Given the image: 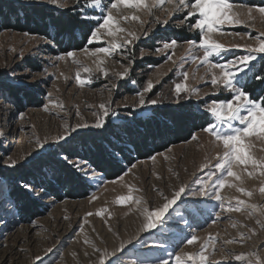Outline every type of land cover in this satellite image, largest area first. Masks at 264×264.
<instances>
[{"label": "rangeland", "instance_id": "374dc122", "mask_svg": "<svg viewBox=\"0 0 264 264\" xmlns=\"http://www.w3.org/2000/svg\"><path fill=\"white\" fill-rule=\"evenodd\" d=\"M110 2L111 0H102L104 7H107ZM235 2L253 8L264 6V0H235ZM83 5L84 0H80V5H77L75 0H67V7L60 9L48 4L46 0H40V2L37 0H0V7L4 6L6 12L11 11V7L27 9V14L34 20L37 19L35 9L45 12L75 13L84 19L81 15ZM163 7L170 6L164 5ZM86 11L90 16L102 15L100 9L88 8ZM113 11L115 13L116 10ZM153 13L161 20L167 18V13L163 11V8L153 9ZM120 14L138 15L145 22L142 28L137 21H121L122 27L142 37L129 46L135 54V63L126 79H118L115 76L116 72L123 71L120 63L127 65V61L122 60L120 55L114 54L111 58L102 55L99 57L105 60L103 67L109 72V77L106 79L95 70L94 61L98 58L90 57L81 51L86 47L94 49L101 46L100 44L88 45L86 39L83 48L69 50L76 51V58L81 64L93 69L92 73H84L71 60L56 61L55 57L65 52L60 51L53 41L42 35L32 33L25 35L26 32L8 28L0 30V160L7 159L8 156L21 160L15 168L0 164V170L15 169L20 172L23 168L33 165L34 161L47 155L54 145H65L78 134L103 130L109 125L112 117L102 129L91 127L78 129L68 137L67 142H55L56 137L64 134L68 126H74L77 123L93 124L96 117L92 113L99 111V105L107 104L109 100H111L112 108L118 113L115 116V123L130 124L133 120L130 114L140 112L145 108L151 109V107L163 110L189 108L192 112L207 113L209 121L214 122L215 118L205 110V106L214 100L230 98V93L221 90L219 95H214L216 90L210 84V74L206 67L203 65L198 67L197 64H192L190 60H187V44L184 42L189 39L198 40L199 37L196 31L188 30L187 24L177 27L173 23L182 18L184 14L174 15L167 26L152 24L153 16H149L144 11L137 12L135 9L121 7ZM254 15L256 18L248 21L247 24L222 27L223 32L238 35H220L219 33L214 35L217 42L230 49L229 52L222 54L223 58L232 59L243 53V49L232 47L235 44L255 46L251 37L264 32V18H261L259 14ZM84 20L92 24V28L100 22L93 19ZM149 26L153 30L147 38H144L143 30ZM172 38L180 42L177 47L162 53L155 52L156 48L162 47L163 41ZM13 49L15 51H12ZM141 49L144 50L143 57L140 56ZM167 55H173L175 63L168 61ZM260 56H264V53L259 54L257 59L251 62L250 70L246 69L245 72L239 74V84L246 90L245 86L259 66ZM217 59L221 58L213 57V60ZM53 63H56L57 67H53ZM150 65L154 67H149ZM45 67L47 73L42 71ZM77 71L81 72L83 78L90 77L91 83L84 87L77 85L75 80ZM184 71L189 73L186 82L188 87L199 90V94L192 95L191 99L182 98L179 103H176L174 102L176 98L174 86L175 83L183 82L182 72ZM13 72L16 73L15 82L11 76ZM33 72L37 75L26 80L27 86L18 84ZM65 77L68 79L65 80ZM157 78L160 79L158 84L155 83ZM149 79L153 80L155 86L150 93L146 94V100L159 96L162 102L142 108L136 107L138 104L136 93L142 90ZM133 80L136 81L135 84L131 83ZM112 84H116V88H112ZM49 91L53 93V100L64 105L63 109H54L49 105L50 110L44 111V106L48 105L47 93ZM29 94L33 97L31 98ZM89 105L92 107L90 108ZM77 109L79 116L76 115ZM21 115L23 119L20 118ZM180 122L179 119L176 128L172 124L163 126L162 141L156 140L157 143L153 147L145 146L140 156L136 157L130 153L132 154L130 164L123 163L120 156L112 152L110 148H104L111 160L115 161L118 158V162L123 165L122 172L115 176H104L85 159L68 157L73 163L86 161L87 165L82 166L94 169L98 176L103 177V180L84 176L73 167V163L62 159L65 155L59 153L57 158L70 166L76 175L81 176L89 188L86 194L79 191L73 196L60 200L49 194L48 198L37 200L41 203L38 205L42 207L32 216L20 217L18 212L13 216L4 210V203L8 201L6 185L9 181L0 176V186H2L0 190V264H97L98 254L93 250L92 245L111 252L119 247L121 241H127L136 236H139L138 240L133 239V244L128 245L124 252L117 253V257H120L117 264H128V261L138 257L153 260L165 256V250L197 254L201 245L207 242L210 236L215 237L216 248L215 251L212 248L208 249V253H212L209 255L208 264H242V262L235 261L236 255L247 256L250 252L264 250V227L256 224L257 219L264 218L258 214L248 217L246 212H221L218 202L193 196L190 191L186 192L177 205L170 210L165 223L151 232L140 231L143 217L134 203L125 202L124 205L115 203L120 196H126L131 188L134 197L146 201L150 208H156L164 202L160 196L161 192L166 196H171L181 184L189 186L190 189H196L199 184L193 181H196L198 177L203 179L209 168L215 170L214 166L217 162L215 157L218 152L222 155V149L216 148L211 142L212 138L202 131V128L208 126L210 122L204 127L194 125L191 129L187 123L188 133L175 136L176 131L182 128ZM233 123L239 126L238 122ZM166 129L169 131L166 132ZM114 132L120 135L117 130ZM193 134L198 137L195 141L191 139ZM113 137H109V141H112L115 147H119L121 144L112 140ZM37 139L41 141L47 139L49 144L44 149H38L35 143ZM249 139L253 145L251 151L254 156L257 159H264V141L257 137ZM146 143L151 144V137ZM169 148H171L170 152ZM79 153L86 156L84 152ZM153 155L156 156L155 160L151 159ZM205 162L209 164V168L201 172L200 166ZM133 164L136 167L131 169L122 181L119 180L118 178ZM234 171L241 174L242 180L236 181L229 178V182L247 191H252L253 196L245 197L237 192L235 187L225 186L220 190L221 195L225 197V203L227 204L230 200L234 204L235 199L239 198L250 204L264 206V195L259 193L261 179L264 178L259 177V171L253 177H249L247 172L243 171V166L235 168ZM113 180L117 182L109 183ZM93 197L96 199L93 200ZM101 209H107V211L99 216L96 215ZM214 212H220V219L215 224H210V221L214 219L212 215ZM87 213H92V215L88 216ZM185 220L188 221L187 224ZM250 229H254L256 235H252ZM240 233H245L250 238L241 242ZM192 234L198 236V242L187 245L184 241ZM229 239L236 242L226 244L225 241ZM49 248L52 249L51 252L47 251ZM226 254H231L228 260L224 259ZM261 254L264 255V251ZM37 256L42 259L36 260Z\"/></svg>", "mask_w": 264, "mask_h": 264}, {"label": "snow or ice", "instance_id": "6c2138e0", "mask_svg": "<svg viewBox=\"0 0 264 264\" xmlns=\"http://www.w3.org/2000/svg\"><path fill=\"white\" fill-rule=\"evenodd\" d=\"M37 2H40V0H37ZM46 2L60 9L67 7V0H46ZM75 3L80 5V0H75ZM164 5H169L170 7L164 8ZM121 7L135 9L137 12L144 11L149 16H153V20L151 21L152 24L160 26H167L174 15L183 13V17L173 21V23H175L177 27L187 24L188 30L196 31L199 37L198 40L189 39L184 42L187 44V60H190L192 64H197L198 67L200 65L206 67L208 74H210V84L213 89L216 90L213 93L214 95H219L220 91L223 90L230 93V98L214 100L208 102L205 106V110L214 117L215 120L208 126L202 128V131L212 138L211 142L216 148L222 149V155L219 152L216 154L215 158L217 162L214 166L215 170L209 168L207 162L200 166L201 172L206 168H209V171L203 179L198 177L196 181H193V183L198 182V188L190 189L189 186L181 184L178 189L172 192L171 196H166L161 192L160 196L164 202L156 208H150L147 206L146 201L134 197L132 194L133 190L129 188L128 194L117 198L115 203L117 205H124L125 202H132L138 207L143 217L142 226L140 228L142 232H151L161 227L165 223L166 216L169 214L170 210L173 209L174 206L177 205V202L182 199L183 195L189 191L193 196L204 197L218 202L221 212H246L248 217L258 214L261 218H264V206L250 204L239 198L235 199L234 204L230 200L226 204L225 197L221 195L220 191L225 188V186L230 188L235 187L236 191L243 196L248 198L253 196L252 191H247L243 187L233 185L229 182V178H233V180L236 181L242 180L241 174L234 171L235 168L240 166H243V171H246L249 177L255 176L257 171H259V177L264 178V159H257L254 156L251 151L253 145L249 139L251 137H257L264 141V96L254 100L251 98L250 93L239 84V74L245 72L246 69L250 70L251 62L256 60L259 54L264 53V32H260L258 35L251 37L255 42V46L233 45V48L243 49V53L232 59L223 58L222 54L229 52L230 49L214 39V35L217 33L220 35H238L237 33L223 32L222 27L224 25L237 26L247 24L248 21L256 18L254 14H259L261 18H264V6L253 8L241 3H236L235 0H111L109 5L104 7L102 0H84V5L81 7L82 17L84 19L100 21L90 30L87 44L92 45L95 43L101 46L95 47L94 49L86 47L81 51L90 57L98 58L94 61V63H96L95 70L101 73L106 79L109 77V72L103 67L105 60L99 57L102 55L103 57L111 58L114 54L120 55L122 60L127 61V65L120 63V67L123 68V71L116 72L115 76L118 79H126L129 77L131 67L135 63V54L129 46L142 38L141 35L136 32L122 27L121 21H137L142 28L145 22L141 20L138 15H121ZM88 8L100 9L102 15L99 17L95 15L90 16L86 11ZM160 8H163V11L167 13V18L163 20L155 17L153 13V9ZM245 9L246 11H244ZM113 10H116L115 13ZM152 30L151 26L144 28L143 37L147 38ZM25 35L28 34L25 33ZM241 39H243V36H241ZM179 43L180 42L175 38L165 40L162 43V47L156 48L155 52H166V50L177 47ZM12 51H15V49ZM143 55L144 50L141 49L140 56L143 57ZM173 55H167L166 59L175 63V61H173ZM76 57V51H66L64 54L57 55L55 60L60 62L71 60V62L77 65L84 73L93 72L92 68L81 64ZM213 57H220L221 59L213 60ZM260 58L264 59V56H260ZM116 62L119 63L118 61ZM52 66L57 67V64L53 63ZM149 67L154 66L150 65ZM42 71L47 73V68L45 67ZM36 75L37 73L33 72L29 77H26L25 80L19 81L18 84L20 86H27L26 80L32 79ZM61 75H63V73H61ZM11 76L15 82L16 73H11ZM182 78L183 82L175 83L174 86L176 97L174 102L176 103H179L182 98L191 99L192 95L199 94V90L188 87L186 82L189 78V73L187 71L182 72ZM255 78L260 81L259 87L264 89V76L258 75ZM57 79H59V77H57ZM67 79L68 77H65V80ZM75 80L76 84L80 87H84L91 83V78H83L80 71L76 72ZM131 83L135 84L136 81L133 80ZM155 83H160V79L157 78ZM116 86V84H112V88H116ZM154 86L153 80L149 79L142 90L136 93L138 96V104L136 107L142 108L147 105H157L162 102L159 96L146 100V94L150 93ZM109 92H111V89H109ZM181 94L184 95L182 96ZM47 97L48 105L44 106V111L47 112L50 110L49 105L54 109H63L64 105L62 103L53 100V93L51 91L47 93ZM5 103L9 102L5 101ZM89 107L91 108L92 106L89 105ZM92 114L96 117L93 124L77 123L74 126H68L65 128L64 134L56 137L55 142H67L68 137L78 129H87L89 127L102 129L110 117L118 115L112 108L111 100H109L107 104H100L99 111H94ZM76 115H80L78 109ZM20 118L23 119V116L21 115ZM233 122H238L239 126H236ZM191 139L195 141L198 137L193 134ZM35 143L38 149H44L45 146L49 144V141L47 139L43 141L37 139ZM168 151L170 152L171 148H169ZM62 159L68 160L69 163H73L67 156L62 157ZM151 159L155 160L156 156L153 155ZM20 163V159H13L11 156H8L7 159L0 160V164L9 168H15ZM82 165H87V162L79 161L73 163V167L84 176L103 180V177L98 176L94 169ZM135 167V164L131 165L118 179L122 181L124 177L129 174L131 169ZM249 168L251 170H249ZM116 182L115 180L109 181V183L113 184ZM19 188L22 190V193L26 194L32 200H43L48 198L49 195L44 183L22 180L19 182ZM0 190H2V186H0ZM259 193L264 195V179H261ZM92 199L94 200L96 197ZM17 207L15 201L10 200L4 203V210L13 216L16 215ZM106 211L107 209H101L96 215L99 216L102 212ZM86 215L91 216L92 213H87ZM212 215L214 219L210 221V224H215L217 220L220 219V212H214ZM65 218L67 219V217ZM184 222L185 224L188 223L187 220ZM256 224L264 227V219H257ZM233 227H235V224H233ZM81 231H83V228H81ZM109 231H111V228H109ZM250 231L252 235H256L254 229H250ZM249 238L250 237L245 233H240L239 240L241 242ZM133 239L138 240L139 236L129 238L127 241H121L119 247L111 252L106 249L101 250L95 245H92L93 250L98 254L97 264H117V260L120 259V257H117V253L124 252V249L128 245L133 244ZM198 239L197 235L192 234L190 237H186L184 242L187 245H193L198 242ZM235 242L236 241L232 239L225 241L226 244ZM133 247H135V245H133ZM209 248L215 251V237L210 236L207 242L201 245L200 251L197 254L167 252V250H165V256L153 260L140 259L138 257L128 261V264H208L209 255L212 254L208 253ZM47 251L51 252L52 249L49 248ZM262 251L264 250L250 252L247 256L243 254L236 255L234 259L235 261L242 262V264L243 262H246V264H264V255L261 254ZM85 254L87 255V253ZM230 255L231 254H226L224 259L228 260ZM113 257H116V259H112ZM35 259L39 261L42 258L37 256Z\"/></svg>", "mask_w": 264, "mask_h": 264}, {"label": "trees", "instance_id": "16d2710c", "mask_svg": "<svg viewBox=\"0 0 264 264\" xmlns=\"http://www.w3.org/2000/svg\"><path fill=\"white\" fill-rule=\"evenodd\" d=\"M12 9L13 7L10 9L11 11L6 12L4 6L0 7V30L8 28L19 32L42 35V37L53 41L62 52L73 48H83L92 29V24L75 13L45 12L41 11V9H35L37 19L34 20L27 14V9ZM258 75L264 76V59H261L256 72L245 86L254 100L264 96V89L259 87L260 81L255 78ZM30 97L32 98L33 95H30ZM130 117L133 118L130 124L126 122L115 123L116 117L114 116L111 121L109 120V127L106 126L103 130L78 134L65 145H54L49 149L47 155L34 161L33 165L23 168L20 172L15 169H1L0 176L9 181L6 185L8 188L6 197H8V201L16 202L18 206L16 212L20 214V217L35 215L37 210L42 207L38 205L41 203H38L37 200H32L22 193L19 188V182L22 180L44 183L48 194L55 196L59 200L73 196L74 193L79 191H83L86 194L89 185L81 176L76 175L70 166L65 165L64 161L57 158L59 153L67 157L85 159L90 165L101 171L104 176H115L122 172L123 165L118 162V158L115 161L111 160L104 148H110L112 152L120 156L123 163L130 164L132 154L136 157L140 156L141 150L145 146L153 147L157 143L155 142L156 140H161L163 137L162 127L166 126V124H172L176 128L177 121L181 120L180 127L182 128L176 131L175 136H177L181 133H188L187 123H189L191 129L194 128V125L204 127L209 122H212L209 121L207 113L192 112L189 108L163 110L151 107V109L145 108L140 112H134L130 114ZM115 130L120 135H117L114 132ZM168 131L166 129V132ZM111 136H114L112 140L121 144L119 147H115L112 141H109L108 138ZM150 137L151 144L146 143V141L150 140ZM146 138L148 140L145 141ZM153 139H155L154 142ZM79 152L86 153V156ZM109 155L112 156L111 152H109Z\"/></svg>", "mask_w": 264, "mask_h": 264}]
</instances>
